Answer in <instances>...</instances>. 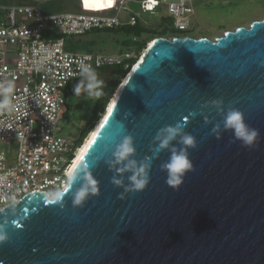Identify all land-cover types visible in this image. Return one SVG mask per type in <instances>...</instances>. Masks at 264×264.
<instances>
[{
  "label": "water",
  "instance_id": "water-1",
  "mask_svg": "<svg viewBox=\"0 0 264 264\" xmlns=\"http://www.w3.org/2000/svg\"><path fill=\"white\" fill-rule=\"evenodd\" d=\"M118 90L76 165L88 162L98 194L74 207L78 179L61 201L34 192L0 209L9 237L0 264H264V18L215 40L159 37ZM233 108L259 130L254 146L230 142L223 121ZM177 121L197 147L188 148L193 170L173 188L161 165L185 146L152 149ZM125 135L131 158L151 161L141 191H125L131 173L121 174L122 186L111 183L108 162Z\"/></svg>",
  "mask_w": 264,
  "mask_h": 264
},
{
  "label": "built area",
  "instance_id": "built-area-1",
  "mask_svg": "<svg viewBox=\"0 0 264 264\" xmlns=\"http://www.w3.org/2000/svg\"><path fill=\"white\" fill-rule=\"evenodd\" d=\"M127 1L113 0L109 6L126 10ZM160 8L169 14L176 31L190 29L195 11L192 0L141 1L143 12ZM4 10L0 85L14 83L11 100L15 110L0 111V143L7 147L0 151V209L34 192H47L53 198L55 191L68 186L69 172L82 145L62 134L65 88L72 79L80 78L83 65L94 68L99 76L108 73V80L118 69L129 67L128 60L134 57L130 52L72 50L68 37L139 22L137 14L122 21L118 14L95 11L46 14L32 5ZM46 30L52 35L46 36Z\"/></svg>",
  "mask_w": 264,
  "mask_h": 264
},
{
  "label": "rangeland",
  "instance_id": "rangeland-1",
  "mask_svg": "<svg viewBox=\"0 0 264 264\" xmlns=\"http://www.w3.org/2000/svg\"><path fill=\"white\" fill-rule=\"evenodd\" d=\"M7 1L13 2V0ZM140 1L128 0L126 5L128 10H122L119 14L122 21H127L130 13L137 14L140 18L138 24L144 28V32L140 35L137 36L132 33L128 28L129 26L102 31L94 30L85 36L68 37L69 44L73 45L72 50L101 53L130 52L134 55L133 59L130 60L135 59L137 63L151 42L159 37L172 38L180 35H189L196 38L204 36L215 40L228 30H234L239 26L248 27L253 21L264 18V0H192L195 11L192 15L190 29L187 31H176L169 14L163 8L156 12H143L140 7ZM2 2L5 1L2 0ZM6 7L0 5V8ZM140 45H142L141 51L139 50ZM130 60H128L129 65H131ZM132 65L124 69L120 68L112 75L108 83L119 81L118 85L104 104L103 110L96 121L93 119L96 117L97 104L104 102V98L100 96L99 98L89 99L83 93L80 96H75L72 89L80 78L72 79L65 88L67 105L65 117L61 121L62 134L72 140H76L83 146L92 131L105 116L110 102L119 86L123 83V79L126 78L132 69ZM124 71L129 72L121 77ZM105 86L102 87V90ZM3 149H7V147L0 143V151Z\"/></svg>",
  "mask_w": 264,
  "mask_h": 264
},
{
  "label": "clouds",
  "instance_id": "clouds-1",
  "mask_svg": "<svg viewBox=\"0 0 264 264\" xmlns=\"http://www.w3.org/2000/svg\"><path fill=\"white\" fill-rule=\"evenodd\" d=\"M80 79L73 86V94L80 96L82 93L89 99L99 98L102 94L103 80L100 79L99 74L94 68L89 65H83L79 71ZM14 90V83L6 81L0 85V111L12 112L15 110L11 100V95ZM213 103H220L214 101ZM224 129L231 130L235 139L230 141L235 143L237 140L241 142L243 147H252L257 141L259 130L251 128L245 122L244 114L238 109H230L224 116ZM123 127V125H121ZM219 126H217L218 129ZM185 124L182 121H177L175 125H169L162 128L155 137L156 147L152 149L154 155L158 156L159 152L168 149L171 142L178 140V142L185 147L177 150L175 147L171 148V155L166 163L161 165V170L167 172L166 183L173 188H178L182 184L186 173L193 170V164L189 159L188 148H196L197 143L195 138L184 131ZM217 129L213 131L216 132ZM107 149V145L105 146ZM133 137L125 135L119 143L115 145L112 151V160L108 163L110 167L115 169L117 175L111 178V183L120 187L124 184L122 179L123 173H131L128 179V185L125 191H141L150 182L151 161L146 158L145 161L137 162L131 157L135 154ZM120 165H123L122 167ZM78 179L83 183L75 192L72 193V203L74 207H82L84 202L90 195H96L99 192L97 181L93 178L89 171V164L87 161H82L79 167H75L68 175V183L71 185ZM69 191L57 190L53 193L56 201H61L68 194ZM7 220L0 223V244L6 242L9 237L5 229Z\"/></svg>",
  "mask_w": 264,
  "mask_h": 264
},
{
  "label": "crops",
  "instance_id": "crops-1",
  "mask_svg": "<svg viewBox=\"0 0 264 264\" xmlns=\"http://www.w3.org/2000/svg\"><path fill=\"white\" fill-rule=\"evenodd\" d=\"M4 1L5 2H2L1 0L0 2V5L4 7L18 6V5L39 6L42 9V11L46 14L60 13V12L95 11V12H100V13H105V14H118L119 15L122 11V10L118 11L117 6H112V7L109 6V4L113 2V0H13V2L7 1V0H4ZM141 1H140V7H141ZM127 2H126V5H127ZM3 3H7V4H3ZM131 14H135V13H130V15ZM4 18H5V10L4 8H0V21L3 20ZM127 26L128 25H125L120 28H125ZM45 35L51 36L52 35L51 30H46Z\"/></svg>",
  "mask_w": 264,
  "mask_h": 264
},
{
  "label": "trees",
  "instance_id": "trees-1",
  "mask_svg": "<svg viewBox=\"0 0 264 264\" xmlns=\"http://www.w3.org/2000/svg\"><path fill=\"white\" fill-rule=\"evenodd\" d=\"M129 28V30L132 32V33H134L135 35H140L142 32H144V28L140 25V24H137V25H135V26H129L128 27ZM141 49H142V45H140V51H141ZM136 62H135V59L134 60H131V65L133 64H135ZM130 65V66H131ZM128 70V69H127ZM127 72H129V71H124V72H122V74H121V77H123ZM118 82L119 81H117V82H110V83H108L106 86H105V88L102 90V94H101V96L104 98L103 99V101L104 102H102V103H98L97 104V107H96V114H95V118L93 119L94 121H96L97 119H98V117H99V114H100V112L103 110V107H104V104L107 102V100H108V98L112 95V93L115 91V89H116V86L118 85ZM93 121V122H94Z\"/></svg>",
  "mask_w": 264,
  "mask_h": 264
},
{
  "label": "bare ground",
  "instance_id": "bare-ground-1",
  "mask_svg": "<svg viewBox=\"0 0 264 264\" xmlns=\"http://www.w3.org/2000/svg\"><path fill=\"white\" fill-rule=\"evenodd\" d=\"M152 43V42H151ZM108 73H101V75L99 76L101 80H104L105 77L107 76ZM124 80V79H123ZM120 87V86H119ZM118 90V89H117ZM119 91V90H118ZM118 92L116 91L115 94H117ZM114 98L112 99V101L109 104V107L107 109V112L105 114V116L102 118V120L98 123V125L96 126V128L94 129V131H92V134L90 135V137L88 138V140L86 141V143L80 147V150L78 151L76 160L71 168V171L76 167L77 163L80 161V159L82 158V156L84 155L86 149L88 148L89 143L91 142V139L94 137V135L96 134V132L98 131V129L100 128V126L102 125V123L105 120V117L107 115V113L110 111L112 104H113Z\"/></svg>",
  "mask_w": 264,
  "mask_h": 264
},
{
  "label": "flooded vegetation",
  "instance_id": "flooded-vegetation-1",
  "mask_svg": "<svg viewBox=\"0 0 264 264\" xmlns=\"http://www.w3.org/2000/svg\"><path fill=\"white\" fill-rule=\"evenodd\" d=\"M110 79H111V78H110ZM110 79L106 80V78H105V79L103 80V82H104V83H103V86H105V85L110 81ZM103 86H102V87H103Z\"/></svg>",
  "mask_w": 264,
  "mask_h": 264
}]
</instances>
